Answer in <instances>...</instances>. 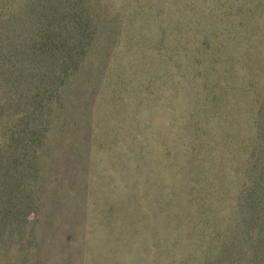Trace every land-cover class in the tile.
I'll return each mask as SVG.
<instances>
[{"label": "rangeland", "instance_id": "1", "mask_svg": "<svg viewBox=\"0 0 264 264\" xmlns=\"http://www.w3.org/2000/svg\"><path fill=\"white\" fill-rule=\"evenodd\" d=\"M60 1L94 40L64 115L25 141L11 112L0 123V264L217 259L264 131V0ZM43 3L0 0V63L36 45Z\"/></svg>", "mask_w": 264, "mask_h": 264}, {"label": "trees", "instance_id": "2", "mask_svg": "<svg viewBox=\"0 0 264 264\" xmlns=\"http://www.w3.org/2000/svg\"><path fill=\"white\" fill-rule=\"evenodd\" d=\"M57 2L39 6L40 21L45 22L46 28L34 39L36 45L31 49H9L3 57L14 61L0 63V123L11 112L17 117L11 124L23 134L24 141L41 125V117L65 114L61 112L63 102L75 92V77L83 75L88 47L94 40L84 7ZM262 102L264 111V97ZM262 136L264 131L260 127L256 158L247 171L248 183L240 200L238 232L232 237L235 239L223 246L217 259L205 264H264V148L258 149ZM30 158L36 155L30 154ZM13 163L17 164L16 159ZM18 185L19 182L13 187L12 198L17 204L16 214L26 222L31 196L19 191ZM0 215L1 221L5 220L4 211ZM241 241L246 243L245 247L240 245ZM238 252L245 256L236 257Z\"/></svg>", "mask_w": 264, "mask_h": 264}]
</instances>
